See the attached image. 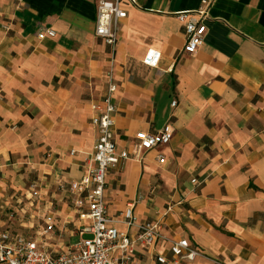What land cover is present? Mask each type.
I'll list each match as a JSON object with an SVG mask.
<instances>
[{"label":"crops","instance_id":"crops-1","mask_svg":"<svg viewBox=\"0 0 264 264\" xmlns=\"http://www.w3.org/2000/svg\"><path fill=\"white\" fill-rule=\"evenodd\" d=\"M98 1L0 0V210L26 172L59 201L84 175L91 107L110 75L115 141L132 158L106 176L108 212L132 205L200 252L174 261L161 246L167 264H264V0H212L191 55L175 14L200 0L124 3L114 51L94 35ZM46 29L54 36L38 40ZM148 50L161 53L160 70L142 63ZM166 124L168 145L137 149V132Z\"/></svg>","mask_w":264,"mask_h":264},{"label":"built area","instance_id":"built-area-1","mask_svg":"<svg viewBox=\"0 0 264 264\" xmlns=\"http://www.w3.org/2000/svg\"><path fill=\"white\" fill-rule=\"evenodd\" d=\"M124 3L135 4L134 0H99L96 4L94 35L114 51L117 39V21L126 17ZM212 0H200L194 10L178 12L176 19L182 24L186 38L182 52L191 55L202 43L206 33V21ZM54 31L46 29L37 35L38 40L53 37ZM142 63L160 70L161 53L148 50ZM107 85L99 103L91 109L96 113L91 124L96 129V139L89 164L84 175L76 182L67 184L66 193L72 213L77 217L74 238L76 241L60 247L48 243L51 223L31 234L0 230V264H144L141 257L153 258L156 264H167L169 258L159 253L165 246L172 260H194L200 255L190 242L181 238L173 241L164 234L157 222L141 221L129 205L117 213L108 212L105 200L106 176L110 169L122 160L132 158L126 149H118L115 141L114 117L117 114L113 95L117 85L108 76ZM172 106L175 105L173 101ZM170 125L159 131L137 132V149L142 152L168 145ZM158 163H164L165 156L157 154ZM219 264L218 262H216Z\"/></svg>","mask_w":264,"mask_h":264},{"label":"rangeland","instance_id":"rangeland-1","mask_svg":"<svg viewBox=\"0 0 264 264\" xmlns=\"http://www.w3.org/2000/svg\"><path fill=\"white\" fill-rule=\"evenodd\" d=\"M10 190L12 207L0 210V222L14 233L31 234L51 223L48 243L64 247L77 240L74 238L77 217L72 213L67 193L61 201L53 193L44 191L40 180L33 173Z\"/></svg>","mask_w":264,"mask_h":264}]
</instances>
